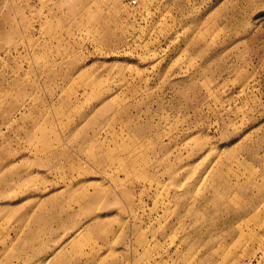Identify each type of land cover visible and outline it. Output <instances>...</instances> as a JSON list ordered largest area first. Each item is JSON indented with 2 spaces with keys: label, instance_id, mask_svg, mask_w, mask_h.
Segmentation results:
<instances>
[{
  "label": "rangeland",
  "instance_id": "rangeland-1",
  "mask_svg": "<svg viewBox=\"0 0 264 264\" xmlns=\"http://www.w3.org/2000/svg\"><path fill=\"white\" fill-rule=\"evenodd\" d=\"M0 264H264V0H0Z\"/></svg>",
  "mask_w": 264,
  "mask_h": 264
}]
</instances>
